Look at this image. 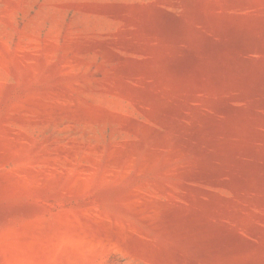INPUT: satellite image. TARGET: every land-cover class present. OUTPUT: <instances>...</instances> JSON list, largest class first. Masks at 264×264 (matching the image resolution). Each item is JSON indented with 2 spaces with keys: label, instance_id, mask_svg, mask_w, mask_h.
<instances>
[{
  "label": "rangeland",
  "instance_id": "obj_1",
  "mask_svg": "<svg viewBox=\"0 0 264 264\" xmlns=\"http://www.w3.org/2000/svg\"><path fill=\"white\" fill-rule=\"evenodd\" d=\"M0 264H264V0H0Z\"/></svg>",
  "mask_w": 264,
  "mask_h": 264
}]
</instances>
